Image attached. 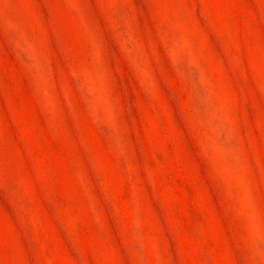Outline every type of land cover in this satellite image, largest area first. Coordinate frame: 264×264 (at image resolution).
<instances>
[{"label": "rangeland", "instance_id": "obj_1", "mask_svg": "<svg viewBox=\"0 0 264 264\" xmlns=\"http://www.w3.org/2000/svg\"><path fill=\"white\" fill-rule=\"evenodd\" d=\"M0 264H264V0H0Z\"/></svg>", "mask_w": 264, "mask_h": 264}]
</instances>
